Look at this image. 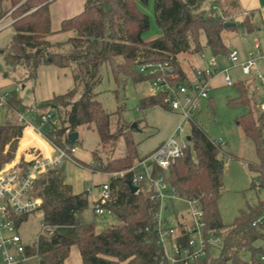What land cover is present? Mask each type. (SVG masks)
<instances>
[{
	"label": "trees",
	"instance_id": "trees-1",
	"mask_svg": "<svg viewBox=\"0 0 264 264\" xmlns=\"http://www.w3.org/2000/svg\"><path fill=\"white\" fill-rule=\"evenodd\" d=\"M55 1L0 0V20L10 13L13 21L8 27L13 29V36L0 49V55L7 69L22 71L23 76H13L15 83L36 80L42 65L71 70L73 87L65 94L37 103L33 109L39 117L47 112L57 117L59 125L41 127V133L64 149L79 141L72 143L68 134L85 126L96 129L103 147L123 138V156L102 162L94 152V162L85 164L100 173L128 171L147 157H139L133 138L135 131L122 120L120 111L109 113L96 99L94 90L101 81L103 66L111 67L118 84L122 77L135 84H147L148 77L140 72L143 62L170 61L184 76L179 55H195L208 48L214 56H228L231 49L225 44V31L244 30L253 34L259 29L253 15L245 16L241 22L237 20L238 0L224 3L221 0H154L153 20L159 36L146 39L151 17L144 7L149 0H85L83 11L64 19L57 31L74 35L52 43L48 39L54 34L50 6ZM226 22L242 25L226 27ZM201 36H205V45ZM236 85L240 94L235 101L247 108L236 123L255 145L259 161L249 167L256 174L258 189L264 192V117L256 119L253 109L255 104L262 111L260 87L241 81ZM159 103V98L147 95L140 100L139 107L146 109ZM28 109L16 93L6 97L7 120L0 125V169L15 159L25 129L16 113ZM221 154V142L194 125L185 155L168 171V181L179 195L200 201L206 235L216 231L224 237L218 258L210 257L208 250L204 260L195 264H261L257 256L264 255V251L256 243H264V224L260 221L264 201L241 211L231 225L223 223L218 206L224 186L225 162ZM74 158L84 165L76 155ZM158 172L162 171L157 169ZM129 178V172L123 178H111L112 199L106 208L115 217L116 224L97 232L94 222H86L82 215L88 207L89 193L75 194L66 183L62 166L42 175L33 195L41 200L38 211L43 214L45 232L33 246H27L28 254L35 255L39 264H65L72 247H77L82 264H159L164 253L155 232L158 203L143 189L132 193ZM253 187L257 188V184ZM27 218H20L17 224Z\"/></svg>",
	"mask_w": 264,
	"mask_h": 264
},
{
	"label": "rangeland",
	"instance_id": "rangeland-1",
	"mask_svg": "<svg viewBox=\"0 0 264 264\" xmlns=\"http://www.w3.org/2000/svg\"><path fill=\"white\" fill-rule=\"evenodd\" d=\"M221 2L224 3L225 0H221ZM144 9L151 17V29L145 34V37L146 39L156 38L159 36V32L156 30L153 20L154 0H149L148 5ZM12 32L13 29L8 28L0 34V49L8 43ZM253 37L254 34L247 33L246 31H225L224 33L225 44L228 47L231 46L229 48L237 52L239 59L242 49L243 51H250V56L255 51L252 44ZM201 42L202 45H205V36H201ZM213 57L218 62L219 71L211 81L212 90L209 94L210 99L203 102L202 110L196 122L200 129L211 139L221 142L223 154L220 155V158H223L225 168L223 177L224 186L218 201V206L223 223L225 225H231L240 215L241 211L247 210L250 207H256L264 201V192L253 187L254 183L257 184L258 180H255L256 174L249 167L251 164L258 163L259 161L255 145L250 139L244 136L242 129L236 123L237 119L247 112V108L243 103L235 101L240 94L236 85L239 81L253 82L257 74L261 73L264 75V69L262 68L264 57L257 62L256 68L253 69L255 74L251 73L250 75H245L238 64H234L228 60V56H214L208 48H204L201 53L195 55H179L178 60L185 70H191L192 66L201 68L208 66L209 60ZM227 69L228 72H222ZM5 74L8 76L5 77ZM225 74L230 76L233 85L226 86L224 84ZM0 75L6 83L0 88V98L6 99L7 96L16 93L24 107H28L29 109L35 107L32 80L15 83L13 76L19 78V76H23V73L20 69L14 72L12 69L5 68L1 55ZM122 78L118 84L111 67L105 65L101 69V81L95 87L94 91L97 94L96 99L102 103L103 107L109 113L113 114L120 111L122 120L129 123L130 127L134 123L137 124L138 130L134 132L133 138L137 144L139 157L148 156L161 144L171 138L180 144L186 143L187 133L191 130L190 123L182 120L177 113L167 111L159 105L141 109L139 103L148 94L147 84H135L131 80ZM262 100L261 98V103ZM211 104L213 106V113L211 111ZM253 106L256 119L259 116L264 117L263 111H259L255 107V104ZM29 109L27 112H21L28 120L31 117ZM6 120V111L5 108H2L0 110V125H3ZM113 124L114 131L116 128L115 119ZM181 126H183L185 131L183 134L179 131V127ZM25 133L23 132L24 138L22 137L20 139L15 159L11 163L16 161L23 148L30 144L31 139H36L30 131L26 130ZM78 133L80 137L76 143V147L78 148L79 156L83 160L82 163L84 165L80 164L78 167L79 171H75L74 173L78 177L83 176L84 189L89 193L88 207L82 215L86 222H94L96 231L101 232L103 229L116 224V219L107 210L103 215L94 217L92 208L93 200L99 197L101 185L110 181L111 178L103 173L93 172L85 164L90 165L94 162V152H97V156L101 158L102 162L123 156L125 153V142L121 138L116 143L103 147L100 144L98 133L93 126L81 127ZM262 133L264 136V128ZM88 156H90V159ZM174 206L180 214L188 216V205L174 202ZM162 218L171 222L174 220V215L169 210L164 209L162 211ZM260 221L264 224V211ZM42 223L43 214L41 211H37L28 216L27 220L21 224L19 233L25 243L33 245L37 242L38 236L43 231ZM222 247V239L216 244H210L208 249L210 257L218 258ZM256 247H261L262 251H264V243L257 242ZM206 255L207 252L204 258ZM74 256L72 254L70 264H78V259H75ZM261 257L262 255L258 254L257 259L260 260ZM24 264H39V260L36 257H32Z\"/></svg>",
	"mask_w": 264,
	"mask_h": 264
},
{
	"label": "built area",
	"instance_id": "built-area-1",
	"mask_svg": "<svg viewBox=\"0 0 264 264\" xmlns=\"http://www.w3.org/2000/svg\"><path fill=\"white\" fill-rule=\"evenodd\" d=\"M12 22L10 13H8L0 20V31L11 26ZM253 44L255 51L246 62H240L235 50H231L228 54V60L238 64L245 75L254 73L253 69L256 68L257 62L264 57L260 41L255 38ZM183 71L185 72L184 76L172 62L167 60L143 62L140 66V72L148 77L147 95L159 98V106L167 111L177 113L182 120L190 123L192 129L194 125H197L196 120L202 110L203 102L210 99L211 81L219 71V66L213 57L206 67L193 66L191 70L184 69ZM222 72H228V69ZM255 78L263 93L261 110L264 112V75L260 73ZM224 84L226 86L233 85L228 74H225ZM5 106L6 99L0 98V110ZM30 112L29 120L23 113H16L18 121L25 126L24 133L27 129H31L32 133L43 137L41 127L59 125V120L52 112H47L40 117L36 109L32 108ZM179 131L182 134L185 132L183 126L179 127ZM188 136H191V130L187 133ZM45 140L48 142V151L42 148H32L31 150L28 148L24 150L22 158L18 155L15 162L0 169V264H22L30 258L36 257L28 254L27 246L34 244L29 245L24 242L19 233L22 223L18 225L17 221L30 216L40 208L41 200L33 195V189L42 175L63 166L66 162L77 163L74 158L78 152L76 145L64 149L53 141ZM186 141V143L180 144L171 138L161 144L152 154L135 163L128 171L103 173L116 179L123 178L129 172L128 181L138 187L139 191L143 189L149 192L151 200L157 201L155 232L158 238L157 243L164 253L159 264H195L204 258L210 244H216L224 238L216 231L206 235L205 214L200 201L196 198L179 195L168 181L170 167L185 155L190 143V141ZM157 169L162 172L156 173ZM111 199L110 181H108L101 185L99 197L93 200L94 217L105 213ZM174 202L188 205V216L180 214L176 210ZM164 209L174 215L173 221L169 222L162 218ZM44 232L45 227L43 226L41 234ZM260 260L264 264V255Z\"/></svg>",
	"mask_w": 264,
	"mask_h": 264
},
{
	"label": "crops",
	"instance_id": "crops-1",
	"mask_svg": "<svg viewBox=\"0 0 264 264\" xmlns=\"http://www.w3.org/2000/svg\"><path fill=\"white\" fill-rule=\"evenodd\" d=\"M238 3H239V8L236 11L237 20L241 22L244 19V17L247 15L254 16L255 21L258 22L259 29L255 33H253L254 34L253 41L255 38H257L262 45V50L264 51V0H238ZM84 4H85V0H56L51 4L50 13L52 20V30L54 34L48 37L50 42L56 43V42L65 41L68 37L74 35L73 32L62 34V33H57V31L59 30L61 22L64 19L71 18L81 13L83 11ZM239 31H244V30H239ZM232 32H238V31H232ZM12 36H13V32L10 36L9 41L11 40ZM249 52L250 51L247 52V50L244 51L243 49L241 50V55L239 59L240 62H246L249 59L250 56ZM262 68L264 69V62L262 63ZM32 83H33V92H34V105L42 101L50 100L55 95L65 94L74 85V81L70 69L58 68L53 65L40 66L37 71V78L36 80H32ZM250 83L253 84L254 86L258 85L260 87L256 78H254V81ZM5 84L6 83L4 81V78L0 75V88L3 87ZM260 92L263 99V93L261 87H260ZM32 108L35 107H31V109ZM30 132L32 133V131ZM32 134L35 136L36 139L34 140L31 139L30 137L31 139L30 144L26 145L23 148L21 154H19L21 158L24 150H27L28 148L30 150L32 148H42L43 150L48 151V142L37 133L36 134L32 133ZM76 157L79 160L83 161L79 156V152H77ZM88 157L90 159V156ZM79 165L80 164L76 162H66L62 166V168H64L66 175V183L72 187V190L75 194L86 191L84 189L83 176L81 175L80 177H78V175L76 176L74 173L75 171H79L78 170ZM72 254L73 256L75 255L74 256L75 259H78L77 260L78 264H82L79 249L75 247H72L70 256L65 261V264H70V258Z\"/></svg>",
	"mask_w": 264,
	"mask_h": 264
},
{
	"label": "water",
	"instance_id": "water-1",
	"mask_svg": "<svg viewBox=\"0 0 264 264\" xmlns=\"http://www.w3.org/2000/svg\"><path fill=\"white\" fill-rule=\"evenodd\" d=\"M234 25L241 26L242 24L241 23H233V22H226L225 23V26L226 27H228V26H234ZM131 129L134 130V131H137L138 130L137 124L136 123L132 124ZM68 138H69V140L72 143H75L79 139V133L78 132L69 133L68 134ZM187 140L188 141H191V136H188L187 137ZM128 187H129V189L131 190L132 193H137L139 191V188L133 186V184L130 181H128Z\"/></svg>",
	"mask_w": 264,
	"mask_h": 264
},
{
	"label": "bare ground",
	"instance_id": "bare-ground-1",
	"mask_svg": "<svg viewBox=\"0 0 264 264\" xmlns=\"http://www.w3.org/2000/svg\"><path fill=\"white\" fill-rule=\"evenodd\" d=\"M28 130H30V131H31V129H28Z\"/></svg>",
	"mask_w": 264,
	"mask_h": 264
}]
</instances>
